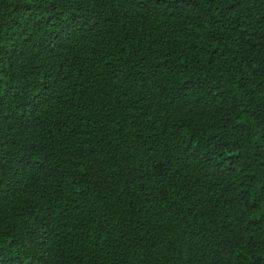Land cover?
<instances>
[{"label":"trees","instance_id":"16d2710c","mask_svg":"<svg viewBox=\"0 0 264 264\" xmlns=\"http://www.w3.org/2000/svg\"><path fill=\"white\" fill-rule=\"evenodd\" d=\"M0 264H264V0H0Z\"/></svg>","mask_w":264,"mask_h":264},{"label":"snow or ice","instance_id":"6c2138e0","mask_svg":"<svg viewBox=\"0 0 264 264\" xmlns=\"http://www.w3.org/2000/svg\"><path fill=\"white\" fill-rule=\"evenodd\" d=\"M4 99H5V97L0 96V105L3 104Z\"/></svg>","mask_w":264,"mask_h":264}]
</instances>
